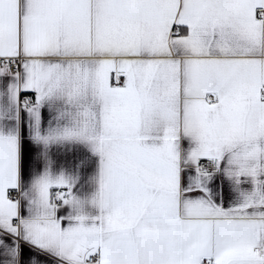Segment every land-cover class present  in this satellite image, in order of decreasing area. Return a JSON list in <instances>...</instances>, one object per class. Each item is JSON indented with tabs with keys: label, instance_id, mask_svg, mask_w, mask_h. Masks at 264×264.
I'll return each mask as SVG.
<instances>
[{
	"label": "snow or ice",
	"instance_id": "snow-or-ice-1",
	"mask_svg": "<svg viewBox=\"0 0 264 264\" xmlns=\"http://www.w3.org/2000/svg\"><path fill=\"white\" fill-rule=\"evenodd\" d=\"M0 264H264V0H0Z\"/></svg>",
	"mask_w": 264,
	"mask_h": 264
}]
</instances>
